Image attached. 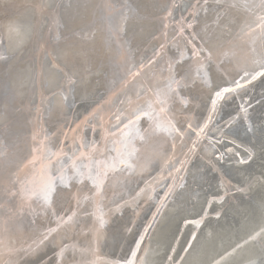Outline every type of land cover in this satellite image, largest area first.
Segmentation results:
<instances>
[{
    "label": "bare ground",
    "instance_id": "bare-ground-1",
    "mask_svg": "<svg viewBox=\"0 0 264 264\" xmlns=\"http://www.w3.org/2000/svg\"><path fill=\"white\" fill-rule=\"evenodd\" d=\"M153 3L175 5V0H0V153H3L0 155V256L6 251L5 264H114L125 260L153 207L147 225L152 224L137 252V264L145 249L149 250L148 264H167L178 231L182 236L178 244L174 243L177 249L174 259L168 264H252L253 261L259 264L264 259V239H249L264 229V213L259 210L264 187L257 183L264 165L258 147L255 149L256 158L248 164H236L237 161L227 164L230 158H227L230 156L227 154L224 160L209 166V158L205 154L208 139L200 141L196 151L189 154L185 168L176 181L165 178L159 182V177H156L158 184L154 189L147 187L137 197L147 178L163 167L168 154L178 155L174 172L181 167L191 144L183 140L189 134L181 142L178 138L173 141L164 135L146 142L136 141L138 152L132 162L137 170L129 174L117 169L110 172L105 181L99 200L100 211L106 221L103 227H100L94 214L95 203L92 205L90 201H85L71 226L58 229L54 239L42 245L36 254H25L28 245L41 238L42 230L56 227L54 215L57 212L67 208L76 210L77 206L67 192L54 193L50 206H45L35 197L26 200L6 195L7 188H13L10 193L15 188L20 175L17 166L26 153L25 133L28 128L23 120L24 115L18 110L19 105L24 109L27 103L38 96L39 91L43 93L40 97L43 99L40 105L41 126H29L32 129L38 127V130L40 127L54 129L70 116L79 117L90 113L91 108L104 100L118 80L126 76L127 69L146 60L149 53L157 51L160 44L164 45V53L158 62L144 70L139 78L127 79L126 84L119 86L118 96L112 98L105 107H114L120 101L126 104L129 100L136 101L138 94L143 97L147 89L155 87L158 79L167 75L168 61L178 58L177 49L183 45V40L177 45L173 38H165L164 41L154 38L162 30L161 20L157 18L163 11L159 7L145 11V5ZM194 3V0H178L171 19L175 20L176 14L180 20L184 17L181 15L185 14L186 20L191 22L193 15L196 16L197 26L185 32L189 38L193 30L203 34L205 26L211 25L215 19L213 14H205L200 7L204 0ZM230 19L233 23L227 32L222 34L219 29H215L216 37L212 43L220 51L230 49L234 55L206 64L203 71L207 72V82L197 77L199 65L195 60H188L184 65L189 79L187 87L180 89L179 96L190 103L182 105L180 99L176 98L170 105V115L174 114L183 124V116L191 117L190 121L196 125L202 122L205 110L211 103L209 101L218 87L229 86L237 75L254 66V59L261 58L259 43L252 45L250 39L240 31L254 17L234 10ZM174 27L169 31L171 37ZM35 46L47 52L37 56L33 51ZM253 47L256 49L255 54L251 51ZM33 55L37 60H34ZM107 55L108 60L105 58ZM234 94L229 103L219 102L215 113L216 122L211 128L233 115L231 127L237 135L229 138L240 147L235 151L243 157L245 153H241L242 148L250 149L252 144L248 142L251 137L245 134L247 121L244 114L238 113V99L245 97L248 104L256 101L248 108V116L250 120L259 122L264 117V78ZM92 119L83 122L88 124ZM83 128L84 125H81L79 134ZM84 135L86 145L89 139L97 136L93 130L89 135L86 130ZM208 135L214 134L210 130ZM230 144L217 145V148L223 152L222 149ZM52 145L53 142L50 143ZM53 150L57 151L54 145ZM172 162L169 161L170 167ZM50 174L56 175L53 171ZM225 179L237 190H246L230 194L220 204L212 205L210 211L205 213V216L210 217H201L203 223L197 229L192 247L187 253H182L185 240L193 228L185 226L182 231V220L196 217L199 213L192 216L193 208L200 201L205 202L209 195L223 198V194L218 196L216 190L221 183H226ZM180 184L185 187L181 189L178 187ZM170 185H177L172 192H169ZM18 188L20 191L21 186L15 189L18 191ZM88 189V181L73 188L80 195ZM167 190L168 195H165ZM243 192H246V199L243 198ZM117 203L123 204L119 211H115ZM158 209L160 211L155 217ZM195 224L198 227L201 223ZM199 243L203 244L202 248L197 246ZM58 245L69 246L63 258L57 255ZM237 245L242 247L237 248Z\"/></svg>",
    "mask_w": 264,
    "mask_h": 264
},
{
    "label": "snow or ice",
    "instance_id": "snow-or-ice-1",
    "mask_svg": "<svg viewBox=\"0 0 264 264\" xmlns=\"http://www.w3.org/2000/svg\"><path fill=\"white\" fill-rule=\"evenodd\" d=\"M153 7L162 9L164 13L162 19H173L174 4L153 3L145 5V11ZM200 7L205 14L211 13L214 15L215 19L212 24L205 26L203 34L193 30L189 34L190 38H188L185 37L184 34L186 30L194 29L197 26L196 16L193 15L191 22H188L185 17H181L179 21L175 22V27L173 29L175 36L173 40L177 45H179L180 40H183V45H179L177 49L178 58H172L168 61L167 75L158 79L155 87L147 89L143 97H140L138 94L136 101L129 100L127 102V107L124 111L116 116L117 125L123 124V127H117L116 132L106 131L104 137H102L104 140L112 138L114 151L116 152L115 156L108 157L105 160L94 159L95 155H103L105 151L98 147L95 142H92L90 145H86L82 142L79 145L81 149L79 155L73 153V155L69 157L70 163L67 164L63 162V157L67 155L63 150L57 152L49 151L47 156L43 158L45 162L42 164L43 175L40 183L37 185L29 181L22 184L20 194L26 200H31L35 197L41 200L45 206H50L54 193L67 192L70 199L75 200L77 206L76 210L72 211L71 215H67L66 218L58 217L55 228L46 230L38 241H33L32 244L28 245L27 249L24 250L26 255L36 254L42 245L50 239H54L58 229L71 226L75 222L78 211L83 209L85 201L95 203L96 211L94 214L99 221L100 227H103L106 221L103 212L100 211L99 200L103 195L105 181L109 173L115 172L117 169L129 174L137 170V166L132 162L136 158L138 152V149L135 147L136 141L146 142L158 135L171 137L173 141H175L177 138L183 139V137L189 133H195L196 139L192 142L189 154L194 153L198 143L202 139L207 138L208 145L205 149V154L209 158V166H214V162L218 163L224 160L226 154H231L229 162L233 157H240L239 152H235L233 148H226L225 152H219L217 148V145L224 146L228 142L235 144L234 140H228L230 136L237 135V132L231 127V121L225 122L223 126L216 125L211 128L210 130L214 134L211 137L208 136V131L209 125L213 123L215 113L218 110V102L224 101L225 103H229L231 99H233V94L238 92V90L252 85L254 81L264 78V0H212V2H210V0H204V4ZM234 10L242 11L247 16L254 17L252 22L245 23L240 31L243 36L250 39L252 45L259 43L262 50L261 58L254 59V66L250 70H244L243 74L239 76V79L232 80L229 86L218 87V90L214 92L212 97L211 111L202 124H198L194 128L193 124L188 122L185 128L184 124L178 120L174 114L170 115V105L176 98L180 99L182 105L186 106L190 103L189 100L179 96L180 89L182 87H187V81L189 79L188 72L185 70L184 65L188 60H195L199 65L197 77L202 78L203 82H207V72L203 71L206 64L218 61L221 58H230L234 55L230 49L220 51L217 47H214L212 43L213 39L216 37L215 29H219L222 34L229 30L230 25L233 23L230 17ZM124 18L127 19V17ZM164 27L167 28L169 25L165 24ZM164 48L165 46L161 45L160 49L154 52L152 59H149L147 64L141 63L137 71L132 72L131 68L127 69L128 75L133 79L139 78L144 70L149 69L158 62V58L162 57L164 53ZM251 51L255 54V47H253ZM55 66L54 64V67ZM64 99H67V97H64ZM240 110L244 114L245 121H247L245 134L251 137L248 142L252 144V148L245 149L246 158L240 157L237 162L240 164H248L253 161L257 156L255 149L258 147L259 156L262 165H264V117H261L259 122H256L249 119L248 109L245 108L243 104L240 105ZM125 120L127 121L126 123L123 122ZM142 120L147 121V128H140ZM182 128L184 129L183 131ZM174 146L173 144V147ZM84 148H87V151H84ZM0 155H3V153H0ZM85 160L87 163H84ZM185 163V161H182L181 167L176 169V171L183 170ZM52 171L56 172L55 176L50 174ZM85 181L91 183L94 192H92V196L85 195L81 199L80 192H74L73 188L76 187L77 184H84ZM257 183H260L262 187H264V171L261 172V179L257 180ZM176 186L177 185H170L169 192H172ZM178 187L183 189L185 185L180 184ZM250 187L251 185H249V188ZM245 190V188L238 189V191ZM143 191L144 189H141L140 192L137 193V197H139ZM167 194L168 193L165 195ZM122 206L123 204L117 203L115 211H119ZM259 210L264 213V197H262L259 203ZM197 223H203V221L201 220ZM148 227H151V225L145 228V232H147ZM97 231H99V229H97ZM258 238L264 239V229L249 237L250 240H256ZM143 239L144 235L142 234L140 240L136 241V247L131 250V257L126 259L123 264H137V252L140 250ZM195 239L196 234L193 233L192 239L188 241L187 247L183 250L185 253L192 247ZM247 242L248 241H245V243ZM239 247H242V245H237V248ZM58 248L59 251L57 255L63 258L69 246L58 245ZM81 251L83 252L86 250ZM174 251L175 249H173V252ZM233 251H235V249H233ZM148 254L149 250L145 249L144 255L139 258V264H148ZM168 259L172 261L174 258L169 256ZM181 260H183V257H181ZM252 264H257V262L253 261ZM259 264H264V259H261Z\"/></svg>",
    "mask_w": 264,
    "mask_h": 264
},
{
    "label": "water",
    "instance_id": "water-1",
    "mask_svg": "<svg viewBox=\"0 0 264 264\" xmlns=\"http://www.w3.org/2000/svg\"><path fill=\"white\" fill-rule=\"evenodd\" d=\"M194 2H195L194 4H197V3L200 2V0H198V2H196L194 0ZM177 4H178V0H175V7L177 6ZM186 12H189V14L191 13L190 10H186ZM162 14H160L158 16V18H157V20H159V21L161 20L162 30H161L160 34H157L154 37L157 40L161 39L159 41H164L165 38L167 40L173 38L175 36V32L172 30L173 37H171L169 35V31L175 25V22L179 21V19L177 18L176 14H175V20H173V21L171 19L170 20L162 19L163 15H164V14L163 15ZM181 16H184L186 18L185 14H182ZM165 24H168L169 27L165 28L164 27ZM185 37H188V36L185 35ZM36 46L34 47L33 51H34V53L37 54V56L42 55V52H44V53L47 52L46 50L39 48V46L36 48ZM160 46H161V44L159 45L157 50L160 49ZM152 51L147 56L146 60L136 64L135 67H133L131 69V71L132 72L137 71L138 68H139V65L141 63L147 64V61L149 59H152L153 54H154V52L156 50H154L153 52ZM189 55H190V53H189ZM118 56H119V54H118ZM32 57L34 58V60H37V58L34 55ZM242 74L243 73L237 75V77L235 79H239V76L242 75ZM122 77H124V76H122ZM122 77L118 80L116 86H114L107 93V95L105 96L104 100L102 102H98L97 104H95L91 108L90 113H88V114L84 113V114H82L79 117L70 116V117H68V119L66 121L61 122L54 129H49L48 130V129H43L42 127H40V130L37 129L39 126H41L40 125V118H41V111H40L41 110L40 109L41 106L40 105H41L43 99H40V97L43 96V93H41L39 91L38 96L34 100H32L30 103H27V105L24 107V109L22 107H20V105H19L18 110H19V112L21 114L24 115V119L23 120H24V123L26 125V128H28V130L25 133L26 153L24 154L23 158L20 160L21 164H19L17 166L18 167L17 171L20 172V175L17 177L15 188L18 187V186H22V184H25L26 182H29V181H32L34 183L36 182L35 184H37V185L40 183L42 175H43L42 174V164L45 162L43 158L47 156V153L49 151L57 152V151L63 150V152L67 154L65 157H63V162L65 164L70 163L69 157H71L73 155V153H75L76 155H79V151L81 150L79 148V145L82 142L85 143V141H84L85 140L84 139L85 138L84 133H86V130L88 131V135L91 134L92 130L94 131V134H97V136L94 139H93V137H92V140L89 139V141H88L89 144L88 145H90L92 142H95L98 147H100V148L105 150L103 155L97 154V155H95L94 159H96V160H105L108 157H112V156L116 155V152L114 151V145L112 143V138H110L108 140H104V139H102V137H104L106 131L107 132H116L117 131V127H123V124L117 125L116 116L120 115L121 112L124 111V109L127 107V104L124 101L123 102L120 101L118 103V105H116L114 107H107V108L105 107L106 104L110 103L112 98H116L118 96V93L120 91V87L119 86L126 84V80L127 79H129V78L132 79L128 75V72L126 73V76L124 78H122ZM40 94H42V95L39 96ZM233 96H235V94H233ZM211 101H212V98H211ZM211 101H209V103ZM210 104L208 105L207 109L205 110V113H204L205 115H204L203 121L200 122L199 124H202L204 122V120L208 116V113L211 111V105ZM218 104H219V102H218ZM241 104H243L244 107L248 109V108H251L254 104H256V101L248 104L247 100L245 99V97L238 99V107H239L238 113H240V115L242 113L241 110H240V105ZM91 118H93L91 120V122H89L88 124L84 123L86 120L91 119ZM183 118H184V127L185 128H186L188 122H191L193 124V122L190 121L191 117H189V116H185L184 117L183 116ZM232 118H233V115L227 117L224 121H222L218 125H224L225 122L231 121ZM95 121H96L95 127L93 128V124H94ZM123 122L126 123L127 121L125 120ZM141 122H142V126L140 127L141 129H144V128L148 127L147 121L142 120ZM215 122H216V120L214 118L213 123L209 125L208 134L210 132L211 126L215 125ZM196 124L197 123L193 124L194 128L197 126ZM29 125H32V127L34 125H37L38 127L32 129L31 126H29ZM81 125H84V128H83V131L80 132V134H79V128H80ZM89 130H90V133H89ZM183 130L184 129L182 128V131ZM78 135H79V138H78ZM209 137H211V136H209ZM54 138H55V142H54ZM195 139H196L195 133H189V135L187 136L186 140H183L186 143H188V142L190 143L191 142V144H189L188 152H187L186 158L184 160L185 162H186V159L189 156V149L192 146V142ZM206 139L207 138H204L201 141L203 142ZM181 140L182 139L178 138L179 142H181ZM228 140L231 141L232 139L228 138ZM51 142H53V145L55 146V149L57 151L53 150V145L50 146ZM169 147H170V145H169ZM226 148H233L234 151H235V150H239L240 147L237 146L236 143L235 144L231 143L230 145L224 147L222 149V151L225 152ZM83 150L87 151V148H85ZM170 150H171V148H170ZM242 150L243 151L241 153H245V149L242 148ZM235 152H237V151H235ZM229 155L231 156V154H229ZM230 156H228L227 158H229ZM236 158H239V157H233L232 158L233 160L230 161V162L228 161L227 164H231V163L237 161ZM243 158H246V156L243 155ZM177 159H178V155H176V156L172 155L171 156L170 154H168L167 158L165 159V163H164L163 167L161 169H158L157 172L154 174V176L152 175L149 178H147V181L144 183V186L142 185L143 189L145 190L147 187H152L154 189V186L156 184H158V182L156 181V177H159V179H160L159 182H161L165 178L169 179L172 182L176 181L179 178L181 172L183 171V170H181V171H177V172L175 171L174 172V167L176 166ZM171 160L174 161V163L172 162L171 167H170L169 166V161H171ZM78 163H79V161H78ZM84 163H87V161L85 160ZM236 164H238V162ZM177 165H178V162H177ZM184 168H185V166L183 167V169ZM54 173H56V172L53 171V174ZM162 173H164V174H162ZM225 181H226V179H225ZM227 185H230L231 187H228ZM15 188H14L12 193H10L9 191H11L13 188H7L8 192H6V195L7 196L14 195V196L23 198V196L20 194L19 188H18V191ZM73 191L75 192V190H73ZM216 191L219 192V193H217L218 196H221L223 194V198L221 197L222 199L221 198H216L215 195H209L208 197H206L207 199L205 201L204 208L202 209V211H200V213L196 217L186 218V219L182 220V223H181L183 225L181 227L182 231L184 230L183 227H185V226H189V225L193 226V228L190 229L189 234H188V236H187V238L185 240V243L183 245V249L181 251L182 253H185L183 250H184L185 247H187L188 241H190L192 239L193 233H195L196 237H197V229L200 226H202V223H201L197 227L195 223L200 221L201 217H204V219H206L207 217H210V215L209 216H205V213L207 211L208 212L210 211L211 206L214 205V204H220L221 202H223L224 199L226 200L228 195H230V194L232 195V194H236L238 192H242V191H238L236 189V187L233 186L231 183L228 184L227 181H226L225 184L221 183V185L217 188ZM92 192H94V189L92 188V185L89 182L88 191L86 193H83V195H80V197L83 198V196H85V195L92 196ZM166 193H168V190H167ZM243 193H244L243 194V198L246 199L247 198L246 192H243ZM3 198H4V196H3ZM219 199H221V201L217 202V200H219ZM73 201H75V200H73ZM207 202H211V203L209 205V208H207L205 210ZM90 203L93 205V202L90 201ZM153 208H152L150 214L147 217V222L146 223L143 222V225L141 226L140 231L137 234V236H136V238H135V240H134V242L132 244V247L129 250L125 260L131 257V250L136 247V241L140 240V237H141L142 234L144 235V239L141 242V245L143 244L144 240L146 239L150 227H148L147 232H145V228L148 225L152 224V223H149L147 225V223H148V221L150 219V216L152 214ZM72 211H74V209L71 208L69 210V208H67V209H63L62 211L57 212L54 215L55 216V220H57L58 217H65V215L71 214ZM159 211L157 210L156 214H154L155 217L158 215ZM213 217H215V216H213ZM45 232H46L45 230L44 231L42 230L40 232V234L41 233L43 234ZM181 236H182V234L178 231V234L176 235V241L174 242L175 245L178 244ZM174 243H173L172 248H171L172 257L175 255V251L177 249V248H174V246H175ZM197 246L202 248L203 244L199 243V244H197ZM173 249H175L174 252H173ZM5 253H6V251H5ZM4 254L0 256V264H5L6 263L4 261V259H5ZM125 260H119V262H116L115 264H123V262ZM168 263H169V259L167 258V264ZM165 264H166V262H165Z\"/></svg>",
    "mask_w": 264,
    "mask_h": 264
},
{
    "label": "rangeland",
    "instance_id": "rangeland-1",
    "mask_svg": "<svg viewBox=\"0 0 264 264\" xmlns=\"http://www.w3.org/2000/svg\"><path fill=\"white\" fill-rule=\"evenodd\" d=\"M105 58H107V60H108V58H109V56L107 55V57H105ZM221 176H224L225 178H227L228 180H230L228 177H226L224 174H221ZM217 180L219 181V179H218V176H217ZM231 182H233L232 180H230ZM204 191H207V190H204ZM203 201H200V203H199V205H197V206H195V208H193V213H192V216H194L196 213H200V211L204 208V206H205V202H203ZM202 205H203V207H202ZM209 205H210V203L209 202H207V205H206V207H209ZM201 207H202V209H201ZM200 210V211H199ZM174 211H175V209H174Z\"/></svg>",
    "mask_w": 264,
    "mask_h": 264
}]
</instances>
